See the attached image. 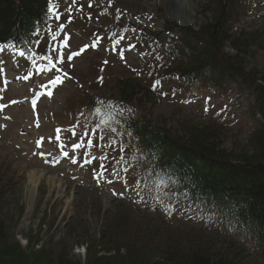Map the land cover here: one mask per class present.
Wrapping results in <instances>:
<instances>
[{
  "label": "rangeland",
  "instance_id": "obj_1",
  "mask_svg": "<svg viewBox=\"0 0 264 264\" xmlns=\"http://www.w3.org/2000/svg\"><path fill=\"white\" fill-rule=\"evenodd\" d=\"M52 1L57 21L51 39L37 47L45 55L53 46L50 63L0 46V264H149L150 255L166 248L168 254L204 248L218 255L231 243L241 253L238 264H264L256 245L224 229L217 208L157 199L169 190L145 180L129 137L89 103L92 96H117L118 78H147L165 61L159 53L161 62H147L126 25L195 28L212 17L213 0ZM103 7L122 13L118 40L108 28L118 20ZM228 25L234 36L263 29L264 0H240ZM225 52L237 54L231 47ZM241 55L247 71L264 77V49L249 47ZM150 83L155 95L136 97L130 111L175 136L214 129L228 151L254 149L247 101L232 85L216 89L171 75ZM30 172L57 185L43 179L31 192ZM133 234L140 241L133 243Z\"/></svg>",
  "mask_w": 264,
  "mask_h": 264
},
{
  "label": "trees",
  "instance_id": "obj_2",
  "mask_svg": "<svg viewBox=\"0 0 264 264\" xmlns=\"http://www.w3.org/2000/svg\"><path fill=\"white\" fill-rule=\"evenodd\" d=\"M238 1L213 0L212 17L197 31L170 22L163 31L126 25L125 30L135 34L136 44L143 47L146 60L160 61V53L165 61H160L159 70L151 67L147 78H118L117 96H92L89 103L91 107L98 106L102 115L107 116L124 137H129L145 165V180L169 190L157 192V199L171 202L186 198L217 208L224 229L256 245L264 256V77L253 70L247 71L241 55L249 47L264 49V28L248 35L229 33L228 23ZM117 20L108 27L110 38L114 40L123 36L121 20ZM53 21L52 0H0V45H13L29 57L43 58L45 56L37 54L36 46L42 33L50 32ZM228 44L237 50L236 55L225 52ZM170 75L190 82L203 80L217 89L232 85L233 92L247 101L254 124L251 136L254 149L228 151L220 145L214 129L204 131L207 134L192 132L187 139L175 136L128 109L140 95L152 99L155 93L150 82L154 78ZM2 234L0 226V240ZM131 238L136 243L141 236L133 234ZM151 239H145L148 245ZM228 248L229 251L218 255L204 248L186 251L184 255L168 254L166 248L157 257L150 255L148 260L149 264H238L241 253L235 243ZM232 251L237 252L232 253L233 257Z\"/></svg>",
  "mask_w": 264,
  "mask_h": 264
},
{
  "label": "bare ground",
  "instance_id": "obj_3",
  "mask_svg": "<svg viewBox=\"0 0 264 264\" xmlns=\"http://www.w3.org/2000/svg\"><path fill=\"white\" fill-rule=\"evenodd\" d=\"M28 181L30 183V185L33 186V189L31 192H35L37 186L39 185V183L45 179V181L47 183H49L50 186H56L57 183L56 181L53 179V178H49V177H46V176H43V174L41 172H30L28 175ZM29 192V190H28Z\"/></svg>",
  "mask_w": 264,
  "mask_h": 264
},
{
  "label": "snow or ice",
  "instance_id": "obj_4",
  "mask_svg": "<svg viewBox=\"0 0 264 264\" xmlns=\"http://www.w3.org/2000/svg\"><path fill=\"white\" fill-rule=\"evenodd\" d=\"M67 74L65 73V76H66ZM51 82V81H50ZM56 83H62V80H60V79H58L57 81H55ZM48 95H52V92L51 91H49L48 93H47ZM59 131V130H58Z\"/></svg>",
  "mask_w": 264,
  "mask_h": 264
},
{
  "label": "water",
  "instance_id": "obj_5",
  "mask_svg": "<svg viewBox=\"0 0 264 264\" xmlns=\"http://www.w3.org/2000/svg\"><path fill=\"white\" fill-rule=\"evenodd\" d=\"M177 10H175V12H176Z\"/></svg>",
  "mask_w": 264,
  "mask_h": 264
}]
</instances>
